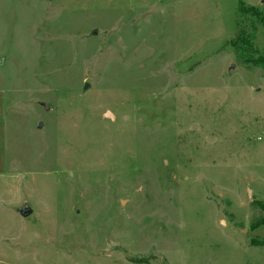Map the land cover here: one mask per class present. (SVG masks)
I'll return each instance as SVG.
<instances>
[{"label":"rangeland","instance_id":"rangeland-1","mask_svg":"<svg viewBox=\"0 0 264 264\" xmlns=\"http://www.w3.org/2000/svg\"><path fill=\"white\" fill-rule=\"evenodd\" d=\"M241 1L0 0V264H264Z\"/></svg>","mask_w":264,"mask_h":264},{"label":"trees","instance_id":"trees-1","mask_svg":"<svg viewBox=\"0 0 264 264\" xmlns=\"http://www.w3.org/2000/svg\"><path fill=\"white\" fill-rule=\"evenodd\" d=\"M257 23L264 24V15L241 1L236 19L238 34L231 43L241 62L264 69V49L256 43Z\"/></svg>","mask_w":264,"mask_h":264},{"label":"water","instance_id":"water-1","mask_svg":"<svg viewBox=\"0 0 264 264\" xmlns=\"http://www.w3.org/2000/svg\"><path fill=\"white\" fill-rule=\"evenodd\" d=\"M95 32H97V31H95ZM232 67H234V65H232ZM88 86H89V83H86V84H85V87H84V90H86ZM46 106L48 107L49 105H46ZM104 116H105V117H109V118H111V119H114V118H115V115H114L113 112L110 111V110L106 111V112L104 113ZM17 211L20 213V215H21L22 217L25 218V217L30 216V215L33 213L34 210H33V208L29 205V203L26 202V203H24V205H23L22 207L18 208Z\"/></svg>","mask_w":264,"mask_h":264},{"label":"crops","instance_id":"crops-1","mask_svg":"<svg viewBox=\"0 0 264 264\" xmlns=\"http://www.w3.org/2000/svg\"><path fill=\"white\" fill-rule=\"evenodd\" d=\"M2 108H3V97L0 95V117L2 115ZM5 166L3 163V155L0 157V172L4 171Z\"/></svg>","mask_w":264,"mask_h":264}]
</instances>
